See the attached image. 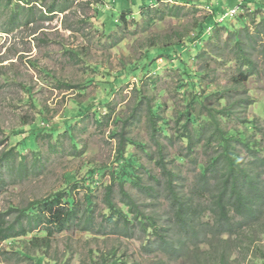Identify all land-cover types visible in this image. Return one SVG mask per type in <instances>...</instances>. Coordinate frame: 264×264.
<instances>
[{"label": "rangeland", "instance_id": "obj_1", "mask_svg": "<svg viewBox=\"0 0 264 264\" xmlns=\"http://www.w3.org/2000/svg\"><path fill=\"white\" fill-rule=\"evenodd\" d=\"M176 1L181 0H32L31 5L21 0H0V152L30 137L36 129L45 130L37 136L39 148L29 147L4 169L0 212L6 214L8 222H14L16 213L11 211L12 207L25 208L35 200L64 190L71 177L75 180L87 177L93 168L97 174L100 169L107 170L106 176H96L98 185L90 196L91 206H88L90 197L86 188L80 187L74 192L78 213L69 229L47 233L40 227L26 236L10 239L0 245V264H222L221 254H227L226 264H264V225L258 232H247L241 239L233 235L224 245L222 239L215 240L208 233L196 231L194 235H201V244L197 245L196 239L187 252L176 254L172 247L168 254L158 250L156 241L148 243L136 216L130 214L133 225L129 230L124 229V222L119 221L117 229L104 222L108 212L107 186L111 184L108 169L117 168L120 143L119 136L112 133L125 131V138L134 141L128 150L143 165L139 173L144 174L145 186L150 185L146 171L157 177L163 174L158 164L161 160L158 146L146 119L147 106L141 110L136 108L141 94L151 97L152 104H165V116L171 121L174 140H161L164 162L169 170L177 167L175 170L184 180L179 190L192 199L195 208L199 206L203 211L208 208L212 197L199 191L202 176L199 164H208L209 156L221 149L206 148L204 141L184 162L175 159L177 154L184 157L188 154V142L177 139L183 135L184 121L177 123L175 117L189 108L194 95L190 86L181 88L182 64L192 72L204 73L200 84L204 98L207 95L208 98L203 102L204 108L198 107L203 117L208 116L207 109L226 106L228 101H221L225 96H229L232 104L246 101L241 104L246 109L238 106L232 111L233 117L224 119L222 124L231 132H245L257 148L255 156L264 158V34L257 35V28H264V0H256L262 6H258L260 9L245 5L242 0H192L200 5L199 9L189 4L190 0ZM149 3L155 12V21L150 24L145 21L146 17L139 15L148 7L143 6L139 14L133 15L134 10ZM178 5L186 6L182 17L160 18L159 8L167 13L168 8ZM30 7L33 13L27 11ZM50 7L57 11L51 14ZM237 7L241 9L234 17L220 21ZM61 8L65 11L61 12ZM112 9L131 12L118 25L108 17ZM214 11L216 25L202 39L182 49L177 47L175 57L155 56L150 64L152 71L147 75L130 74L111 94L109 111H106L100 103L105 98L104 78L95 68L119 73L151 48L175 45L187 35L195 38L200 22L213 16ZM15 15L16 21H13ZM27 18L32 19L27 23ZM237 35L247 54L258 61L259 71L241 85L232 81L239 78L242 64ZM251 37L257 38L255 46L251 44ZM71 52L83 56L84 60L73 59ZM56 80L79 89L68 90ZM153 82L155 86H150ZM214 93L219 96L211 97ZM80 106L87 113H80ZM91 106L97 107L91 109ZM197 106L193 104L189 110L194 111ZM97 109L102 115L101 124L96 121ZM67 120L74 128L73 138L63 133L51 138L47 135L53 125H62ZM248 122H255L256 127ZM6 134L16 136L7 138ZM240 148L242 157L250 159L249 153ZM125 188L147 217L159 213L158 225L172 219L173 201L169 197L164 202L163 198L150 199L137 186L127 184ZM112 198L118 208L128 212L121 203L118 184L114 186ZM205 216L202 222L207 220ZM173 234L180 235V232Z\"/></svg>", "mask_w": 264, "mask_h": 264}, {"label": "trees", "instance_id": "obj_2", "mask_svg": "<svg viewBox=\"0 0 264 264\" xmlns=\"http://www.w3.org/2000/svg\"><path fill=\"white\" fill-rule=\"evenodd\" d=\"M26 2L27 5H31L32 0H21ZM164 1V0H157ZM245 5H250L260 7L257 5L255 0H242ZM176 2H182L176 1ZM191 2V3H190ZM189 4L196 7L200 6L195 1L190 0ZM34 3V1H33ZM152 3L141 5L137 10L133 11V15L139 14L143 6L148 7L143 10L139 15L141 17H146L149 24L155 21V12L150 9ZM208 6V5H207ZM259 6V7H258ZM243 7V6H242ZM262 7V6H261ZM260 7V8H261ZM259 8V9H260ZM28 12L33 13V9L28 8ZM55 7H50L48 10L52 14L56 12ZM115 9V8H114ZM110 10L108 12L113 23L122 24L128 19L127 13L131 10ZM264 10V7L262 8ZM186 10V6H173L168 8V12L162 11L160 8L157 10L161 13V19L169 17H182L183 12ZM65 9L61 8V12ZM17 14V8L15 9ZM153 14V15H152ZM32 15V14H31ZM216 12H213V16L205 17L203 21L200 22L199 27L196 28L197 36L191 38L189 35L180 39L175 45L166 47H155L147 50L143 57L137 62L131 63L123 69L122 72L110 74L108 71L103 69H97L98 75L104 78V88L105 98L100 102L105 106L106 111H109V99L112 93L116 91L117 86L123 81L127 80L130 74L139 76V74L147 75L151 73L150 64L155 61V56L159 57H175V50L177 47L182 49L184 45L193 44L198 39H202L209 28L212 25H216L215 17ZM16 15L13 16V21H16ZM31 21L32 18H27ZM30 23V22H29ZM226 29H230L228 26H224ZM258 37L264 34V28L258 27ZM232 31V29H230ZM237 40V51L240 54L241 71L239 73V78H234L232 81L237 84H243L250 76H255L258 74V61L255 58L249 56L246 49L241 44V39L236 36ZM257 43L256 37H251V44L255 46ZM186 45V47H188ZM264 48V46H263ZM262 52L264 54V49ZM178 50V49H177ZM72 53V52H71ZM72 58L83 61L84 58L81 55L72 53ZM245 67L246 70H242ZM182 74V84L190 86L193 92V99L190 103L189 108H186L183 112H179L175 119L177 123H181L183 128V135L177 137L185 142H188L187 155L184 157L182 154L176 155V160L184 162L188 156L195 153V149L198 145L205 141V147H219L220 152L216 151L209 156L207 160L208 164L200 163L202 176L201 181L198 182L199 191L205 195L212 197L209 200L207 210L203 211L199 206L194 207L193 201L190 197L186 196L179 190L180 183L184 180L181 179V175L177 173V167L173 169H168L165 165L164 155H163V145L161 140H174V134L172 131L171 121L166 118L164 110L165 104L157 103L152 104V98L141 94L139 97L138 104L136 106L137 110L143 109L147 106V120L151 129V136L153 137L156 145L158 146V155L161 156V160L158 162L162 169L160 177L153 175L151 172L146 171L147 181L150 183L149 186H145L143 183L144 174L139 173V170L143 166L140 160L137 159L135 154H130L128 150V145H131L133 140H129L126 137V132H114L112 136H119V147L117 149V168L108 169V175L111 179L110 186H107V195L105 198L107 213L104 215V222L106 226L118 227L116 224L124 222L126 226L124 229L129 230L130 226L133 225V219H129L130 214L134 217L136 216L139 220V225L141 226L142 232L148 238V243L150 241H156L158 244V250L170 253L171 248L175 250L176 254H182L190 249V246L197 239V245L201 244L200 234L194 235V232H205L208 233L213 239H222V244L224 242H229L233 235H237L240 239L246 237L247 232L256 233L264 225V158H257L255 155L256 146L251 137H249L245 132H236L227 130L222 121L224 119H230L233 117L232 111H236L238 106L246 109V106L241 105L246 103V101H237L236 103L229 100V96H225L221 99L228 101L226 106L222 108H210L207 109L208 116L203 117L202 110L198 107H203V102L208 98V95H203L201 90V77L203 72H192L186 64H182L180 67ZM98 76V77H99ZM97 79V78H96ZM99 79V78H98ZM56 83L61 87L67 88L68 90L79 89L76 86L68 83H64L56 80ZM156 82L151 83L150 86H155ZM181 89V90H182ZM142 93V92H141ZM219 96L218 93H214L211 97ZM204 98V99H203ZM198 105L194 111H190L192 105ZM96 108L97 106H91ZM219 107V102H218ZM80 113H87L82 106L79 107ZM206 109V108H205ZM98 118L96 121L101 124L103 120L99 117L102 115L98 114V109L95 111ZM107 115V114H106ZM82 116V115H81ZM105 117V116H104ZM106 119V118H105ZM203 119V121H202ZM253 128L256 127L255 122H248ZM73 125L70 120L65 121L62 125H53L51 129L47 132V135L51 138L54 136L68 135L73 138ZM45 131V130H44ZM43 130H34L30 137H25L20 142L6 148L0 152V184H2L3 178L2 173L6 167H10L12 162L15 161L18 155H22L23 152L29 149V147H40L38 142V134L44 133ZM210 131L209 134L207 132ZM0 133H2L0 131ZM7 138L15 137L16 134H6ZM137 145V142H135ZM240 146H242L246 152L249 153L250 159L243 158ZM147 152V149H144ZM26 158V157H25ZM193 163L198 165L195 158H192ZM95 168L91 169L85 175L84 178L73 179L71 177L68 180V186L49 197L35 200L25 208L12 207L11 211L16 213V219L14 222H8L6 220V214L0 212V245L8 242L10 239L16 237L26 236L30 231L44 227V231L47 233L52 231H65L72 224L78 213L77 199L74 196V192L80 187L86 188L89 192V197L93 194V191L98 185L96 181V176H106V169H100L99 173H96ZM89 183V185H87ZM118 184L121 190V203L124 207L128 208V212L117 207L116 203L113 201V189L114 186ZM127 184L132 186H137L140 188L150 199L163 198L164 202L167 201L168 197L170 202L173 201L171 216L172 219L169 220L167 224L158 225V219L160 218L159 213L154 217H147L146 213L139 208L135 198L132 194L125 188ZM196 193L195 195H197ZM88 206H91L92 198L88 199ZM89 211L92 210L89 208ZM203 214L206 216V221L202 222ZM124 218L125 220H122ZM91 223L90 220H87ZM113 225V226H112ZM69 229V228H68ZM174 232H180V235L173 234ZM185 233V234H184ZM225 251V249H224ZM23 255L24 254H17ZM227 254H221L223 260L222 264H226Z\"/></svg>", "mask_w": 264, "mask_h": 264}, {"label": "built area", "instance_id": "obj_3", "mask_svg": "<svg viewBox=\"0 0 264 264\" xmlns=\"http://www.w3.org/2000/svg\"><path fill=\"white\" fill-rule=\"evenodd\" d=\"M240 7H237L236 9L231 10L230 12L226 13L222 19L220 21H222L223 19L227 18V17H234V15H236L238 13V11L240 10ZM210 29V28H209ZM208 29V30H209Z\"/></svg>", "mask_w": 264, "mask_h": 264}]
</instances>
